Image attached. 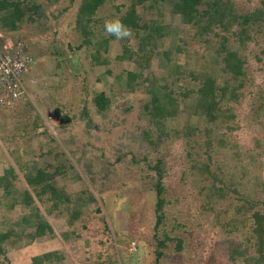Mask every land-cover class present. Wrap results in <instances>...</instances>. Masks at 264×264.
Returning <instances> with one entry per match:
<instances>
[{"label": "rangeland", "instance_id": "rangeland-1", "mask_svg": "<svg viewBox=\"0 0 264 264\" xmlns=\"http://www.w3.org/2000/svg\"><path fill=\"white\" fill-rule=\"evenodd\" d=\"M9 1L38 11L15 31L0 23V47L28 69L21 99L0 89V179L11 184L0 187V234L11 233L1 264L36 251L54 264H264V0H223L227 26L187 23L176 0H105L89 21L83 0ZM133 10L130 38L105 35L106 20ZM229 53L244 62L239 80ZM193 73L228 86L224 118L196 110ZM153 88L176 99L172 115L151 112Z\"/></svg>", "mask_w": 264, "mask_h": 264}, {"label": "trees", "instance_id": "trees-1", "mask_svg": "<svg viewBox=\"0 0 264 264\" xmlns=\"http://www.w3.org/2000/svg\"><path fill=\"white\" fill-rule=\"evenodd\" d=\"M48 1L49 0H47V2ZM57 1L58 0H52V2H56V3ZM104 2L105 0H83L81 8H80L81 9L80 17H83L85 20H88V21L92 20V16L98 13V11L104 5ZM203 4H204L203 0H176L174 4V11L178 15L183 16L184 19L187 21V23H192V22L194 23L195 20H199L200 18H203L205 15H209L210 17H216L219 21H223L226 19L228 7H227V4L223 2V0H213V1L207 0L206 2L207 8L204 10L205 12L203 11L201 12L199 7L202 6ZM36 6L37 4H34L32 8H29L23 2L21 3V2H15V1H9V0H0V11H3L2 17L0 16V23H2L1 26L5 28L6 30L15 31V29L17 28V21L18 20L22 21V18L23 19L26 18L25 14L27 13H29V18L27 19H29V21L31 22H36L35 17L31 15L34 13L36 14V12L38 11V8ZM135 16H136V12L135 10H133L131 13L128 14L127 18L122 17L121 20L123 21L125 25L130 26L133 29L138 28L135 22L136 19H134V21L132 22L129 21L130 18H133ZM230 21L231 20L228 19L227 17V20H225V22H222V23H226V26H227L230 23ZM160 29L161 28L155 27L154 30L156 32H161ZM242 32H245V31L243 30ZM159 35H162V34H159ZM141 56H143L142 59L144 61H147V62L149 61L150 57L148 55L143 54ZM228 56L226 60V68L233 74L235 79L239 80L240 77H242L246 73L245 68H244V62L241 59L235 60V55L232 53H229ZM142 65L143 63L141 62L140 66ZM141 72L142 70L140 71V74ZM192 75L195 78L196 74L193 73ZM139 76L140 75H138V72H135V71L129 72L128 74V77L131 78L133 81L137 80ZM152 80L156 81L155 75H152ZM195 80L198 82L197 92L196 94L194 92L192 93H194L196 96V104H195L196 110H198L200 114L205 116L209 123L217 122L220 117L224 118L225 116H223V113L219 111L218 108H219V103L221 102V100H224L228 96V86L220 87L219 84H217L215 80H213L209 76L196 77ZM239 86L241 89L243 84H240ZM153 91L154 92H153V96L151 100V107H152L151 112L153 113L160 112V114L164 117L172 115V112H170L169 109L178 107V105L176 104V99L172 98V96L167 95V94L164 96H161L160 93H158L155 89ZM189 94L190 92L185 94V96L189 97ZM231 94H232V97L237 98L236 89H233ZM103 100H104V96H99L95 99L97 103H103ZM29 104L31 105L30 101H29ZM55 111L57 115L59 116V118L61 119L62 118L60 114L61 112L59 110H55ZM38 121H40L42 124H44V126H46V124L43 122L44 119L40 115H38ZM0 127L2 128L6 127V124L5 125L0 124ZM39 173L40 175L37 178L38 179L37 182L42 183L44 180L43 178H46L47 175H44L45 174L44 171H39ZM50 177L51 176H49V178ZM6 179H7V176L0 179V187L3 185L4 190H10L9 188L11 187V184ZM31 181H35V180H31ZM47 193L48 191L45 192V195ZM28 199H29V202H31L33 198L29 196ZM48 200H52L54 202L55 200L59 201L55 197H51V199H48ZM57 203L58 202H55V204ZM11 205L12 206H9L10 209L13 208L14 206L16 207L18 205V201L15 203L12 202ZM158 206L160 207L161 204H159ZM255 220L258 224L257 225L258 230H262V227H264V215H262L259 212H256ZM38 230L39 231L37 235L34 237L36 239L43 236V233H42L43 228L39 226ZM10 236H11L10 232L7 234H0V253L1 254L4 253L2 243ZM263 236H264L263 234L260 236L261 244L259 245L261 247L264 244ZM262 253L263 252L261 251L260 254ZM39 254H36L35 257L28 258L30 260L29 264H54V261H52V259L56 254L52 252L45 253L43 255H39Z\"/></svg>", "mask_w": 264, "mask_h": 264}, {"label": "built area", "instance_id": "built-area-1", "mask_svg": "<svg viewBox=\"0 0 264 264\" xmlns=\"http://www.w3.org/2000/svg\"><path fill=\"white\" fill-rule=\"evenodd\" d=\"M15 49L0 47V86L2 99L17 101L22 96L23 78L28 73L24 60ZM30 62L29 58H26ZM12 95V96H11Z\"/></svg>", "mask_w": 264, "mask_h": 264}, {"label": "clouds", "instance_id": "clouds-1", "mask_svg": "<svg viewBox=\"0 0 264 264\" xmlns=\"http://www.w3.org/2000/svg\"><path fill=\"white\" fill-rule=\"evenodd\" d=\"M104 33L106 36L115 37L116 40H125L132 36V30L127 25H125L119 17H116L114 19H109L104 22ZM26 58L30 59V56ZM30 60L31 61L34 60L32 56ZM25 78L27 79L28 76L25 75L23 83L28 85V81H25ZM0 89H1V86H0ZM29 248L32 249V245L29 246ZM36 253L37 251L32 253L34 254V256H32V254L31 256L35 257Z\"/></svg>", "mask_w": 264, "mask_h": 264}]
</instances>
